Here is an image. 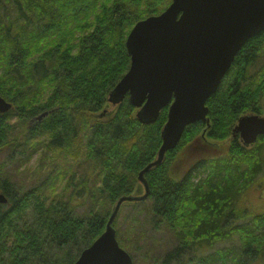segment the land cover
<instances>
[{
	"label": "trees",
	"instance_id": "obj_1",
	"mask_svg": "<svg viewBox=\"0 0 264 264\" xmlns=\"http://www.w3.org/2000/svg\"><path fill=\"white\" fill-rule=\"evenodd\" d=\"M170 3L0 0V97L12 106L0 113V152L65 155L62 164L47 163L36 185L23 189L0 180L7 199L0 204V264H73L104 232L109 207L134 194L138 173L156 159L168 107L155 123L142 125L128 97L112 107L107 98L129 69L130 30ZM206 106L209 126H187L178 146L145 175L155 227L163 223L178 238L161 264H264V206L249 210L236 195L263 172L264 135L250 152L231 138L241 116L264 114V31L239 50ZM203 132L208 141L231 142L227 157L207 160L200 183L194 168L175 178L169 164ZM116 238L122 246L118 232ZM223 239L235 245L203 257Z\"/></svg>",
	"mask_w": 264,
	"mask_h": 264
},
{
	"label": "water",
	"instance_id": "obj_2",
	"mask_svg": "<svg viewBox=\"0 0 264 264\" xmlns=\"http://www.w3.org/2000/svg\"><path fill=\"white\" fill-rule=\"evenodd\" d=\"M262 31L264 0H171L161 14L132 27L125 41L130 66L109 93L107 103L116 106L128 97L142 125L155 123L161 110L168 107L161 145L156 159L137 175L143 193L116 201L104 232L73 264H132L131 256L119 247L112 226L121 206L148 198L146 173L176 148L187 126L208 123V98L216 92L239 50ZM11 107L0 97L1 114ZM263 135L264 116L256 114L241 116L232 130V136H238L245 147L253 146ZM6 202L0 194V204Z\"/></svg>",
	"mask_w": 264,
	"mask_h": 264
},
{
	"label": "rangeland",
	"instance_id": "obj_3",
	"mask_svg": "<svg viewBox=\"0 0 264 264\" xmlns=\"http://www.w3.org/2000/svg\"><path fill=\"white\" fill-rule=\"evenodd\" d=\"M108 106L112 107L110 105ZM110 111L111 110L106 107L104 113H109ZM205 125L208 127L209 121L205 123ZM205 135L206 133L203 132L196 136L188 145L177 152V155L169 164V168L175 178H182L185 173L190 171L191 168H194V183H200L207 178L208 169L201 167L207 160H222L227 157L231 142L229 140H225L224 142H215L214 140L208 141L205 139ZM231 138L235 139L238 145L248 150V152L257 145V143H255L251 147H245L239 137L233 138L231 135ZM59 155L61 157H59ZM64 157V154L49 150L45 151L43 155H40V152H36L26 157V155L20 156L15 151L11 152L10 148L4 147L0 152V180H8L13 185H16L17 188L25 189L31 184L33 186L39 183L40 174L38 173L46 167L47 163L57 161V164H62L64 162ZM42 159L46 160L44 165L35 171L34 169ZM242 165L245 164L242 162ZM232 168L234 167H224L227 171H231ZM242 168L246 169L247 167L243 166ZM243 169H241V171L247 173V170ZM247 179L249 178L247 177L245 182ZM246 183V187L244 184L241 185V193H236L239 198L238 200L245 206H248L249 210H257L256 212L260 213V208L264 206V165L262 174ZM142 193L143 188L136 180L134 194L141 195ZM0 194H2L1 190ZM144 202L146 205H141L139 203L134 205H122L112 226L115 230L116 237L118 232L122 241L123 247L118 244L119 247L131 256L132 264H161L163 254L176 246L178 238L174 232L166 228L163 223H159L158 228L155 227L156 225L153 223L149 213V202L147 200ZM80 203L78 199H75L73 202V205L76 206V212L78 213H82L83 211V207ZM113 206L114 205H111L109 207L110 212ZM235 241L238 244L236 239ZM232 245H235L233 239L232 241L228 239L217 241L211 247H208L205 252H202L204 253L203 257H207V255L215 251L227 250Z\"/></svg>",
	"mask_w": 264,
	"mask_h": 264
},
{
	"label": "bare ground",
	"instance_id": "obj_4",
	"mask_svg": "<svg viewBox=\"0 0 264 264\" xmlns=\"http://www.w3.org/2000/svg\"><path fill=\"white\" fill-rule=\"evenodd\" d=\"M127 253V252H126Z\"/></svg>",
	"mask_w": 264,
	"mask_h": 264
}]
</instances>
